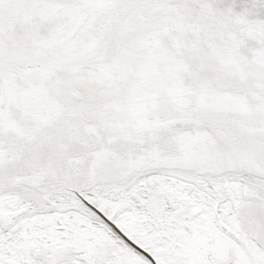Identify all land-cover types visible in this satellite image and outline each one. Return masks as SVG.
I'll use <instances>...</instances> for the list:
<instances>
[{
    "label": "snow or ice",
    "instance_id": "1",
    "mask_svg": "<svg viewBox=\"0 0 264 264\" xmlns=\"http://www.w3.org/2000/svg\"><path fill=\"white\" fill-rule=\"evenodd\" d=\"M0 264H264V0H0Z\"/></svg>",
    "mask_w": 264,
    "mask_h": 264
}]
</instances>
